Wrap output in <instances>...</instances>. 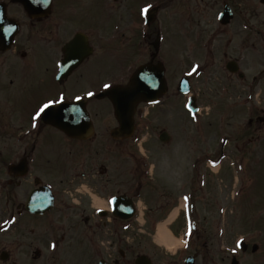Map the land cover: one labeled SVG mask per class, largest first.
Wrapping results in <instances>:
<instances>
[{"label":"flooded vegetation","instance_id":"obj_1","mask_svg":"<svg viewBox=\"0 0 264 264\" xmlns=\"http://www.w3.org/2000/svg\"><path fill=\"white\" fill-rule=\"evenodd\" d=\"M255 56L264 0H0V264H180L144 244L138 203L146 223L177 206L179 233L192 214L199 241L208 234L196 196L184 169L177 187L153 185L146 159L208 158L219 120L203 118L219 110L222 77L249 105L257 88L264 95V70L226 71L233 62L249 73ZM150 66L154 103L138 102L133 132H121L109 93ZM237 128L235 148L249 158L238 143L252 142L254 121Z\"/></svg>","mask_w":264,"mask_h":264},{"label":"rangeland","instance_id":"obj_2","mask_svg":"<svg viewBox=\"0 0 264 264\" xmlns=\"http://www.w3.org/2000/svg\"><path fill=\"white\" fill-rule=\"evenodd\" d=\"M255 60H260V57L255 56ZM260 61L263 68L264 61L263 59ZM245 65L248 66V64ZM259 69H252L249 75H257ZM233 87L236 89L237 86L233 85ZM222 92L224 93V86ZM230 96H225L223 100H220L219 111L216 116L210 117L214 120L216 118L222 120L218 129V132L222 133L217 134L216 150L221 148L224 138H232L236 134L238 123L247 121L249 118L245 108L239 112L237 108H235L236 110L231 109L235 105L234 103L240 100ZM236 96L239 98L238 94ZM254 102L256 106L263 108L264 96L255 95ZM226 110L227 112H225ZM232 120L237 123H233ZM257 126L258 131L254 134L255 136L249 137V141H252L250 144L247 143V140L244 143H239L240 148L248 144V147L251 148V156L242 161L233 158L239 154H233L230 158L224 159L219 168L214 167L215 159H200L199 162H196L193 153L189 159L178 158V164L177 160L173 161L177 158L169 154H154L152 160L156 165L155 171L159 187H177L179 178L182 176V169H184L185 186L191 187V191L196 196L199 224L208 234L207 239L200 241L194 237L190 238L187 248L175 258L178 263L182 264L184 257L188 254L195 255V249L198 246L201 250L196 264H231L234 255L239 258L241 264L256 262L251 255H243L239 250V242L244 240L247 243L256 242L264 245V125L257 124ZM176 130L182 131V127ZM214 140L210 144L211 148ZM233 142L234 140L229 149L230 152H235ZM148 146L154 153L153 145L149 143ZM195 167L200 168L199 175H197ZM178 171L180 172L177 173ZM189 173L190 179H188ZM149 203L150 206H153L150 200ZM151 228L148 234H144L143 241L153 247ZM153 259L154 264L159 262L158 259Z\"/></svg>","mask_w":264,"mask_h":264},{"label":"bare ground","instance_id":"obj_3","mask_svg":"<svg viewBox=\"0 0 264 264\" xmlns=\"http://www.w3.org/2000/svg\"><path fill=\"white\" fill-rule=\"evenodd\" d=\"M157 241L165 245L169 250L172 249L179 242L171 235L170 231L167 228V223L159 226Z\"/></svg>","mask_w":264,"mask_h":264},{"label":"water","instance_id":"obj_4","mask_svg":"<svg viewBox=\"0 0 264 264\" xmlns=\"http://www.w3.org/2000/svg\"><path fill=\"white\" fill-rule=\"evenodd\" d=\"M131 92H132V94L130 96L134 97L135 94H136L135 88H133L131 90ZM114 103H115V105L117 107V112L119 114H122L124 116V118H126V120H128L127 123L129 125H131V123H132V115H130V117H129V114H128L129 112H127L128 110H125L128 102L125 101V99L124 100H120V98H119V99H115ZM137 263H148V262H147V260H145V258L142 257V258L138 259Z\"/></svg>","mask_w":264,"mask_h":264},{"label":"snow or ice","instance_id":"obj_5","mask_svg":"<svg viewBox=\"0 0 264 264\" xmlns=\"http://www.w3.org/2000/svg\"><path fill=\"white\" fill-rule=\"evenodd\" d=\"M145 11H147V9ZM105 87H108V85H105ZM89 95H91V93ZM44 107L47 109L49 105H45ZM41 111H43V109Z\"/></svg>","mask_w":264,"mask_h":264},{"label":"clouds","instance_id":"obj_6","mask_svg":"<svg viewBox=\"0 0 264 264\" xmlns=\"http://www.w3.org/2000/svg\"><path fill=\"white\" fill-rule=\"evenodd\" d=\"M75 202H77V203H78L79 201H78V200H76Z\"/></svg>","mask_w":264,"mask_h":264}]
</instances>
